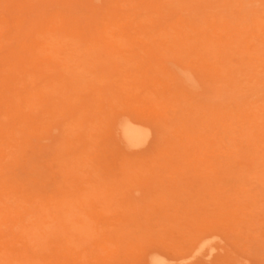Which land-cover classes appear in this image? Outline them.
Segmentation results:
<instances>
[{"label":"rangeland","instance_id":"rangeland-1","mask_svg":"<svg viewBox=\"0 0 264 264\" xmlns=\"http://www.w3.org/2000/svg\"><path fill=\"white\" fill-rule=\"evenodd\" d=\"M260 14L264 18L261 0H0V28L9 25L26 49L37 50V41L47 40L48 53H39L35 64L56 79L54 97L40 107L32 145L18 155V162L1 163L0 158V196L14 200L34 190L71 195L93 187L87 207L96 221L94 239L100 244L109 237V250L102 258L101 247L95 251L97 246H92L82 264H150L163 257L170 261L199 245L212 254L206 264H264V125L256 137V121H249L247 138L240 109L249 100V107L255 108L249 114L264 124V73H253L260 40L230 46L235 51L225 57L236 72L226 77L202 67L191 49L197 35L174 42L169 27L181 18L207 31L215 19L254 28ZM63 16L74 38L70 32L63 39L53 37L54 19ZM105 17L119 26L111 27L107 41L94 39L102 34ZM254 33L263 37L258 28ZM3 40L1 64L9 48L18 45L13 38L6 47ZM186 67L193 77L182 83ZM145 72L154 76V84L146 82ZM158 90L177 99H159ZM258 99L260 107L250 105ZM148 107L161 113L146 126L149 138L125 149L111 127L113 120L120 113L136 118V111ZM28 115L33 123L39 121ZM9 116L2 129L15 131L18 119ZM160 133L163 142L175 140L168 148L163 145L167 152L158 149ZM58 144L65 151L62 156L68 152L71 158L65 170L56 161ZM85 150L92 166L80 167ZM128 157H151L152 165L159 162L155 166L161 169L148 173L151 182L132 180L124 167ZM15 231L13 220L0 219V249L14 241ZM15 243L25 245L21 237ZM37 253L39 249L32 255ZM73 253L67 264H76Z\"/></svg>","mask_w":264,"mask_h":264},{"label":"bare ground","instance_id":"bare-ground-1","mask_svg":"<svg viewBox=\"0 0 264 264\" xmlns=\"http://www.w3.org/2000/svg\"><path fill=\"white\" fill-rule=\"evenodd\" d=\"M261 3H264V0H261ZM107 17H105L100 24L102 34L99 33L94 39L99 38L103 41H107V35L109 34V31L112 30L111 27L119 26L114 25ZM67 18L68 20H75V17L72 16H68ZM263 19V15H256V25L254 28L248 23L240 24L236 22L232 25L229 21L221 22L222 19H215L211 23V31H207L202 28H197L194 23H184L180 18L175 23L169 25L170 29L172 28V30H174L170 35L174 42H177V40L183 42L190 41L194 38L192 35H197V38L193 40L194 42L191 45L193 47L191 49L197 51L199 62L201 61V64H203L202 67L208 65L212 68V71H217L220 75L223 73L226 77L229 74L234 73V71L236 72V67H233L232 63L225 57L228 52L235 51L234 48L230 46L232 45L239 48V44H235L239 43L237 41H241L243 45H249V42H251L253 38L259 39L260 41L254 51L257 52L254 62L256 65L254 68L256 70L253 71L254 74L255 72L259 74L261 72L264 73ZM4 21L8 24L10 23L7 20ZM69 25L70 22H67L64 16L60 19H54V26L51 29L53 37H61L63 39L66 32H70L72 33L71 37L74 38L75 34L73 33L75 31L73 32L72 26L68 27ZM256 28L262 32L263 37L258 38L255 35L254 32ZM19 35L21 36L22 34L19 32ZM15 36L16 32H9V25L6 30L0 28L1 44V40L4 39L5 46L8 47L9 41L13 38L18 44L15 47L9 48L8 54L1 57L3 64L0 63L1 163H10V161L13 160L18 162V160H20V156L18 155L23 154L24 149L27 146L32 145V133L37 131L40 127H36L41 121L40 115L38 116V113L41 110L40 107H43V105L46 104V101L49 102L56 92V79L52 76L48 77L43 69L39 67L40 65L35 64L38 59V54L45 52V46L48 43L47 40L46 42H42L43 40L37 41V50H34L31 49L30 46L26 49L25 43L19 42L18 38H15ZM225 45L226 47H229L228 50L223 49ZM198 53H200V55ZM35 55L36 57L33 58ZM148 71L154 73V70L152 69ZM160 71L162 70L159 68L158 72ZM145 73L146 82L154 84V76L148 74V72ZM190 73L191 72H189L187 67L186 69H182L180 75L182 77L181 81L183 80L182 83L185 81L184 78L193 77ZM173 74L175 75L176 73ZM172 80L174 81V78H172ZM256 81H258V79H256ZM196 82L197 81H195V83ZM187 83L189 82H186L185 84ZM166 84H168L167 81ZM149 92L151 91H147V93ZM156 94L159 99L167 101H174L177 99L172 93H168V91L164 93V91L158 90L156 91ZM148 97L149 95H145L144 100H147ZM241 105L242 123L247 128L245 133L246 137L249 138V121L253 120L256 121V125L255 122L252 123L255 125L254 129L256 131H253L252 134H256V137L261 136L259 131L264 124L258 120L256 114H249V111H253L255 108L249 107V100L245 103L243 102ZM250 105H257L260 107L261 103L258 99L255 102L250 103ZM10 113L13 114V117H15L16 120L18 119L16 121L18 127L16 125L15 131L12 129L11 131L10 129H2L7 121L6 119L11 118L9 116ZM28 114L33 115L34 118H39V121L33 123L32 118ZM157 115H161V113L159 112L157 114V110L155 111L152 107H148V109L145 110H139L138 112L136 111V118H132L125 113H120L116 116V120H113L111 127L117 131L115 132L113 130L119 136V140L123 144V147H125V149H132L133 147L141 146L144 141L149 138L146 126L148 123H154ZM27 120H29L31 124H29V122L26 123ZM161 135L163 134H157L159 140L158 149L167 152L168 146H171L175 140L168 139L163 142L160 138ZM164 144L167 148L163 146ZM55 148H57L56 161L62 162V169L65 170L66 166L71 164V158L68 152L62 156L61 153H65V151L60 144L56 145ZM84 153V158H79L83 162L80 161L77 165H80V167L92 166V160L89 161V158L91 159V157H89L90 154H88L86 150ZM156 156H158V154H156ZM132 158L133 157H128L125 159L126 163L124 165V167H127L129 170H127V176L132 180L143 179L146 183L151 182L153 179L148 173L152 172L155 174L156 169H161V166H155L159 165V162L153 163L152 165L151 162H153V158L151 157L149 159L141 157ZM127 163L136 164L137 167L133 168L131 165L127 166ZM160 173L158 176H161ZM32 181L33 180H31V182ZM92 188L93 187H84V191L81 192L82 194L73 193L71 195H60L55 191L53 194H50V196L47 195L48 193L43 194L42 192L34 190L26 195L16 197L14 200L11 198L3 200V197L0 196V219L7 217L8 219L13 220L16 226V231L13 234L14 241L12 243H7L5 249L3 247L0 249V264H67L70 252L72 255L73 251V254H76V264H82L85 258L88 257V252L94 249L92 246H97L94 249L95 251L101 247L99 254H102V258H105L103 252L105 253L107 251L108 253L109 248L107 243L110 242V239L109 237H105L102 239L103 243L100 244L94 239L95 226L93 225L96 221L93 219V216H91L87 207L92 200ZM2 195L5 194L3 193ZM94 202L95 200H93V203ZM248 214L250 213L248 212ZM69 233H71V235L73 234V236L69 237ZM20 237L23 239V242L25 241L24 247L17 246V243H15ZM83 240L88 243L86 246L82 244ZM218 243L221 244L220 242ZM98 245L100 246L98 247ZM214 245L215 244L210 246L214 247ZM217 245L218 244L216 243V248ZM222 246L223 245L219 247L220 250ZM202 248L203 247L199 245L197 249L193 250V253L190 252L191 254L187 253L178 256L170 261L166 260L165 257L157 259L153 258L151 259L150 264H186L185 262L187 259L190 260L187 264H206L212 256L209 257L211 252L206 250V248L205 250H201ZM35 249H39L40 253H37L34 256L32 253ZM200 251L203 253L202 256H198ZM204 251H208L209 253L206 252V254H204ZM219 253H221V251ZM215 256L217 257L216 254ZM160 257H162V255Z\"/></svg>","mask_w":264,"mask_h":264}]
</instances>
